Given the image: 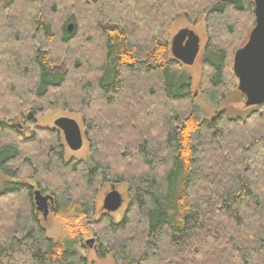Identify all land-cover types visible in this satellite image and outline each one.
Returning <instances> with one entry per match:
<instances>
[{"label":"trees","instance_id":"trees-1","mask_svg":"<svg viewBox=\"0 0 264 264\" xmlns=\"http://www.w3.org/2000/svg\"><path fill=\"white\" fill-rule=\"evenodd\" d=\"M175 18L204 21L205 92L223 103L253 0H0V264H89L87 237L114 264H264V105L176 110L193 79L170 52ZM53 104L81 118L87 160L66 161L57 129L13 126ZM112 184L127 186L125 214L96 220ZM35 190L54 199L57 240Z\"/></svg>","mask_w":264,"mask_h":264},{"label":"rangeland","instance_id":"rangeland-1","mask_svg":"<svg viewBox=\"0 0 264 264\" xmlns=\"http://www.w3.org/2000/svg\"><path fill=\"white\" fill-rule=\"evenodd\" d=\"M175 22L170 26L169 29V40L172 41L173 37L184 28H191L193 29L201 40V52L198 56V59L195 65L191 67L184 66L189 74L192 75L193 79V87L191 92V102L186 103L183 105H177L175 108L177 110L181 109L184 110L187 107V104H192L193 109L197 111V115L204 120H211L221 112L225 111L230 117L234 118H242L245 119L249 114L255 111L256 108H247L245 106L246 99L245 97L238 91V80L233 74L232 79L230 80L231 84L228 87V91L225 95V101L219 105H215L211 103L210 97L206 94V77L209 74L207 67L202 64V52L208 43V32L206 30V25L204 21L199 22L196 25L188 23L182 19L175 18ZM240 43H235V45L230 49L232 51L230 55V69L232 70L233 61H234V54L237 48L240 47ZM26 113V116L29 114ZM34 113V112H33ZM35 114V113H34ZM60 117H70L74 118L78 121V123L82 127V131L84 132V128L82 126L81 118L77 114L69 113L62 109L59 104H53L52 109L47 110L42 114H35L33 120L26 121L25 118L22 120H15L13 126H15L19 132H21L24 136H29L32 132H34L38 127L55 129L54 121ZM89 157V144L85 140L83 148L78 152L71 151L67 146L65 147V159L66 161L75 160H87ZM8 178L0 172V187L6 182ZM33 185V184H32ZM34 186V185H33ZM115 187L123 196L124 202L122 208L112 214H108L102 208L103 199L105 195ZM44 196L51 194L42 193ZM52 197V196H51ZM128 206V193H127V186L125 184H112L107 185L102 192L97 197V215L95 217L98 220L101 216L107 215L115 222H119L122 220L125 211ZM40 214V221L45 228L49 237L53 239H59L61 236V226L57 219L53 216L52 212L44 218L41 213ZM88 240H94V244L92 247H89L86 242ZM86 250L84 251V255H86L89 264H114L111 258L100 259L96 254V245L94 237H87L85 240Z\"/></svg>","mask_w":264,"mask_h":264},{"label":"water","instance_id":"water-1","mask_svg":"<svg viewBox=\"0 0 264 264\" xmlns=\"http://www.w3.org/2000/svg\"><path fill=\"white\" fill-rule=\"evenodd\" d=\"M255 26L252 29L246 45L235 52L233 73L238 80V91L245 97L247 108L264 105V0H253ZM68 31H72L69 25ZM170 52L172 57L186 67L195 65L201 52V40L191 28L181 29L172 39ZM34 118V113L27 115L26 121ZM55 129L59 130L65 145L73 152L80 151L85 142L84 133L77 120L70 117H60L54 121ZM34 202L37 211L46 218L52 208L54 199L44 196L39 190L34 192ZM122 194L113 186L105 195L102 208L108 214L118 212L123 206ZM86 244L92 247L94 240Z\"/></svg>","mask_w":264,"mask_h":264},{"label":"flooded vegetation","instance_id":"flooded-vegetation-1","mask_svg":"<svg viewBox=\"0 0 264 264\" xmlns=\"http://www.w3.org/2000/svg\"><path fill=\"white\" fill-rule=\"evenodd\" d=\"M34 116H35V114H34ZM32 120H33V119H32ZM35 191H36V190H35ZM50 209H52L51 206H50L49 210H50Z\"/></svg>","mask_w":264,"mask_h":264}]
</instances>
